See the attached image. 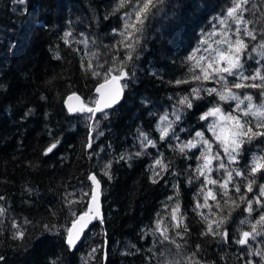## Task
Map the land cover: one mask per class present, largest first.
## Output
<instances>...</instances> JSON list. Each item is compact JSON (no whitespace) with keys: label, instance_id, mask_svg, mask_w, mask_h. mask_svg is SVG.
Listing matches in <instances>:
<instances>
[{"label":"trees","instance_id":"obj_1","mask_svg":"<svg viewBox=\"0 0 264 264\" xmlns=\"http://www.w3.org/2000/svg\"><path fill=\"white\" fill-rule=\"evenodd\" d=\"M132 3L139 21L135 15L123 19L133 11ZM229 9L236 16L230 26L234 33L241 28L240 39L247 46L241 61L251 53L264 64V56L252 51L264 39V0H0V264H264V236L250 235L245 245L235 243L253 226L264 233V209L253 200L264 184V168L255 174L245 170L236 178L239 193L228 184L225 197L208 184L201 194L205 177L195 178L198 162L192 157L200 151L189 150L185 159L180 145L170 143L174 105L181 120L172 126L194 134L206 123L198 117L216 103L213 97L198 100L191 95L199 89L198 95L206 97L204 89L219 90L221 85L194 80L200 66L184 61L196 54L214 18ZM244 29L256 39L246 37ZM232 38L237 39L235 34ZM255 67V60L247 59L245 68L250 72ZM105 70L127 73L128 82L121 79L120 103L106 110V118L98 113L89 120L87 114L69 112L65 96L78 92L91 106ZM178 79L187 83H174ZM231 80V90L264 107L262 88L235 89ZM184 97L192 108L178 105L177 99ZM229 105L219 104L221 109H231ZM164 116L166 125L161 127ZM256 117L264 120L261 112ZM165 130L168 135L160 139ZM141 133L156 147L142 146ZM190 138L180 133L181 141ZM52 144L57 147L44 155ZM246 148L241 169L256 152L255 142ZM157 159L164 169L155 164ZM257 161L264 165V159ZM216 167L213 160L208 179L224 175ZM90 173L100 181L103 218L69 249L66 232L85 210L77 201L82 192L91 193ZM253 179V192H246ZM208 188L216 200L209 197L205 205ZM241 196L253 200L254 211H246ZM218 218H226L220 227L229 233L224 240L205 234L209 223L215 230ZM258 251L262 255H250Z\"/></svg>","mask_w":264,"mask_h":264},{"label":"snow or ice","instance_id":"obj_2","mask_svg":"<svg viewBox=\"0 0 264 264\" xmlns=\"http://www.w3.org/2000/svg\"><path fill=\"white\" fill-rule=\"evenodd\" d=\"M20 3H23L24 0H19ZM121 7H123V4H121ZM131 7L133 9L132 12H125L123 19L125 21H130L131 17L135 15L136 20H140V13L136 11L137 5L135 3L131 4ZM148 5L145 4L144 8L147 9ZM234 9L228 10V15L231 16ZM219 19V18H214ZM239 20V18H237ZM220 23H223V21H220ZM133 28H135V25H132ZM127 28V25H126ZM230 29H225V32L229 31ZM244 35L246 37L251 38L252 40L256 39V35H254L253 32L248 31L247 29H244ZM240 32L241 28L238 26L235 30V35L237 37L235 44L237 45L236 48L233 49L232 47V41L228 40L227 38L222 39L218 42V48L217 49H210L208 46H205L203 51L205 53L212 52L213 55L209 56L207 59L204 55H201L199 57L200 60H204L207 64V67H199V62L197 61L196 54H193L187 58L184 63L191 64L196 63L199 67V72L201 74H193L192 78L194 80H213L217 84L221 85L220 89L218 90L216 87L212 88H206L203 91L207 94L206 97H201L198 95L199 89H192L191 95L194 96L196 99H206L207 97H213V99L216 100V103L213 104L212 107H210L203 115L198 117L200 121H205L206 123L202 125L203 131H195L194 134L189 129H185L183 127L180 128V131L177 132L175 127H173V123L178 124L181 120V114L175 110L174 105V112H173V121L169 122V126L172 128L171 131V137H170V143L177 142L179 146V152L184 156L185 159H189L188 151L191 149H196L197 151H200V155L196 156L195 152L192 153V157H194L197 160V168L195 169V178L198 179L200 176H204L205 179L201 181L200 186V193H203L204 188L208 184H212L214 186H217L219 191L222 193L223 196H227V185L232 184V188L235 192H240V184L236 182V178L244 176L245 170H250L252 174H255L257 172H260L262 168H264V165L257 164L255 161L257 159H264V120L261 119H252V117H255L256 113L252 111L251 104L244 105L242 108L241 105L243 104V100L236 95L232 90L228 87L229 83V77L232 78L231 83L232 87L235 89H240L242 87H252V88H262L260 95L261 97H264V64L260 63L259 59L254 58L251 56V53H248L247 57H245L244 62L241 61V57L244 55L246 45L243 44L242 40L240 39ZM121 35L123 33H120ZM70 35V34H69ZM82 35V34H81ZM128 35L131 36V31H128ZM264 38V37H262ZM219 45L224 46V50H219ZM127 47L131 48V41L127 45ZM198 53L201 51L200 48H197L196 50ZM131 51H129V59H131ZM247 59H254L255 63L257 64V67L251 69L249 72L248 69L245 68V63L247 62ZM246 72H249L248 75H245ZM127 73L124 71H119L117 75H111L108 70H105V75L102 76L100 79L103 81L99 83L98 87H96L95 92L97 94V98L92 99L89 101L91 106L89 104H84L83 107L79 109H69L70 111L78 112L87 114L89 120H93L95 118L96 113H101V118L107 117V111L112 107L113 104L117 102V97L122 93V89L118 90L117 93L111 97V100H106L104 96V89L105 85L109 82V79L111 81L116 82L120 79H125V84L128 82L127 79ZM245 81H249L251 83L246 84ZM259 81V84L257 83ZM168 83H173L172 81H169ZM176 84L181 83H187L186 80H176L174 81ZM218 98V99H216ZM249 101H251L252 97H246ZM171 99V98H170ZM226 101H236L235 109L236 112L235 115H233L232 112H228L225 114L221 107L219 106L220 102H226ZM209 103H212V101H208ZM177 103L180 106H183L185 108H192V102L189 100L188 97H184L182 99L178 98ZM231 107V105H229ZM261 115H264V107L261 109ZM167 119V117H165ZM98 123V121H96ZM228 126V133L225 134L224 129L225 126ZM255 129V130H254ZM211 134V142L209 139L205 138V133ZM180 133H184L185 135H188L191 137L187 141H181L180 140ZM102 133H97V135H101ZM142 137L143 144L142 146H151L153 148L156 147V145L147 138L146 135L140 134ZM168 132L165 130L164 135L160 137V139H164V136H167ZM59 142V141H58ZM256 144V152L250 154L249 160L250 163L245 166V169H241L240 159L243 158L244 154L248 151L247 146H252L253 144ZM213 145H215V151H213ZM57 147V144H52L51 147L47 149V152L44 153V155H47L48 153H51L54 148ZM87 147L91 148V142L87 144ZM136 156H140L141 153H135ZM159 155V152L157 153ZM129 159L131 157H128ZM121 160H124L125 157L123 155L120 156ZM215 160L217 167L215 168V171L217 173H224L223 176L220 177L218 180H210L208 179V174L213 171L212 168V161ZM155 164L157 166H160L161 169H164V165L161 164V161L159 159L155 160ZM233 165L236 167L233 168ZM189 168H191V165H188ZM235 172V176L233 173ZM172 175H175V173H171ZM105 176H107L108 179H111V176L108 175L107 172L104 173ZM155 175L157 177H161L160 172H156ZM88 179L92 182H95L96 185L100 184V181L97 179V176L95 174H91ZM153 182H156L155 180ZM192 182V181H190ZM253 180H249L248 183L245 185L246 192H253ZM88 187H91V185H88ZM175 190V186H173ZM258 195L254 194L253 200L256 202L259 209H264V203H261L262 200H264V184L259 185L257 188ZM90 197L91 202H95L96 196L94 194H90L88 192H82L81 200L77 201V203H81L84 205V209L87 210H81V213L78 217H76L71 222V227L67 229L66 232V238H65V244L69 249H73L76 246V241L79 239V233H77L75 236L73 235V230L77 228V225H79L80 232H83L84 229L88 228V225L92 223L93 220H100L101 217L97 215H91L90 216V206L85 203V200H87ZM211 197L212 200H216L215 195L212 192L211 188L207 189V195L204 196V203L207 205L208 199ZM171 200L172 198L169 197ZM0 200H3V197H0ZM253 200H247L245 196L240 197V202L247 204L246 211L251 213L254 211L253 209ZM233 203H235L233 201ZM217 208L220 207L219 203L216 205ZM179 208V205H176V208H174L172 211L175 212ZM86 217H89L88 219H85ZM203 219L207 220V217H202ZM260 221H264V212L260 215ZM215 223V230L213 229L212 223L208 224V231L205 234L210 235H220L221 240H224L226 237L229 236V233L225 229L223 232H220L221 225L226 223V218H218L214 221ZM243 223V221H242ZM94 226V225H93ZM51 231V229H49ZM186 230V229H185ZM23 233H21V236ZM252 236L253 239L257 235L264 236V233H258L256 232L255 226L252 228V232H243L242 239L236 240L235 243L239 245H245L247 243V239L249 236ZM96 250L93 249V253ZM250 255H262L261 252H255L250 253ZM3 258L0 257V260ZM51 264H58V262L53 261ZM248 264H251V261L248 262Z\"/></svg>","mask_w":264,"mask_h":264},{"label":"rangeland","instance_id":"obj_3","mask_svg":"<svg viewBox=\"0 0 264 264\" xmlns=\"http://www.w3.org/2000/svg\"><path fill=\"white\" fill-rule=\"evenodd\" d=\"M235 16V12L232 13L231 16L228 15H220L218 16L217 18H219L218 20L215 19V23L214 25L210 28V30H208V32H205L202 36H204L203 40L201 42V44L199 45V47L197 48H200V52L198 53L196 51V57H197V61L199 62V66L200 67H207V64L205 63L204 60H200L199 57L201 55H204L205 58L207 59L209 56H212L213 53L212 52H208V53H205L203 51L204 47L205 46H208L210 49H217L218 48V42L222 39H225L227 38L228 40H233L232 42V47L233 49L237 47V45L235 44V39L232 38V36L234 35V29L232 28V26H230L232 24V22H236L235 19H234ZM220 21H223V23H220ZM225 29H230L229 31L225 32ZM209 33V34H208ZM232 35V36H231ZM230 38V39H229ZM230 40V41H231ZM197 50V49H196ZM219 50L220 51H223L224 50V46L222 45H219ZM253 52H256L258 55L259 54H262V56H264V39L262 41H260L258 44H256L254 47H253ZM245 75H248V73L246 72ZM231 89V87H230ZM232 92H234L232 90ZM235 93V92H234ZM236 95H238L241 100H243V104L241 105V107L243 108L244 105H248V104H251L252 106V111L256 113L255 117H252V119H257L256 116H259L260 115V112H261V109H262V106L256 102H254V100H251L249 101L246 97L248 96H240L239 94L235 93ZM226 103H230L232 108H222L221 110L227 114L228 112H232L233 115L236 114V112L234 111L235 109V105H236V101H226ZM90 106V105H89ZM229 107V106H228ZM166 116H164L161 120H160V126L161 127H164L166 125V119H165ZM229 131L228 129V126L226 125L225 126V129H224V132L225 134H227ZM205 138L209 139V141L211 142V135H205ZM214 146V145H213ZM252 154V153H251ZM258 160V159H257ZM255 161L257 164H259V161ZM241 161V159H240ZM213 162V161H212ZM250 163V160L248 161V164ZM236 166L233 165V168H235ZM247 239V238H246ZM248 240V239H247Z\"/></svg>","mask_w":264,"mask_h":264},{"label":"water","instance_id":"obj_4","mask_svg":"<svg viewBox=\"0 0 264 264\" xmlns=\"http://www.w3.org/2000/svg\"><path fill=\"white\" fill-rule=\"evenodd\" d=\"M103 81H100L99 83H101ZM99 83L96 84L95 88H94V93H95V98H97V94L95 92L96 87H98ZM122 89V93L117 97V102L115 104L112 105V107L116 106L118 103H120V101L122 100L123 96H124V87L122 84V80L120 79L119 81L113 82L111 81V79H109V82L105 85V89H104V96L106 100H111V97L114 96L118 90ZM64 104L67 108V110L71 113H76L74 111H70L69 109H79L81 107H83L84 100L82 98V96L80 95V93L78 92H71L69 94H67L64 98ZM111 107V108H112ZM98 113L95 114V116ZM94 174V173H90ZM98 179V178H97ZM90 194H94L96 196V200L95 202H91L90 197L88 199L87 204L90 206V216L91 215H99L101 217V219L103 218V210H102V190H101V185H96L95 182L91 181V193ZM87 210V209H85ZM80 215V214H79ZM79 215H77L76 217H78ZM75 217V218H76ZM74 218V219H75ZM89 217H86L85 219H88ZM100 219V220H101ZM98 220H93L91 224L88 225V228L84 229L83 232H80V228L79 225H77V228L73 230V235L75 236L77 233H79V239L76 241V246L80 243V241L82 240L84 234L90 229L91 225ZM71 227V223L69 225L68 228ZM66 238V237H65ZM241 238H244L243 235ZM75 246V247H76Z\"/></svg>","mask_w":264,"mask_h":264}]
</instances>
